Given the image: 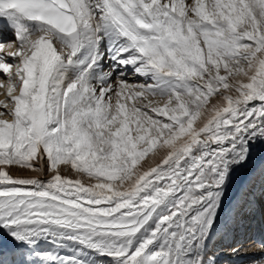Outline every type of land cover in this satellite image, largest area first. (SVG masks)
Returning <instances> with one entry per match:
<instances>
[{"label":"snow or ice","instance_id":"1","mask_svg":"<svg viewBox=\"0 0 264 264\" xmlns=\"http://www.w3.org/2000/svg\"><path fill=\"white\" fill-rule=\"evenodd\" d=\"M0 96V264L264 248L232 228L264 164L229 199L264 154V0H0Z\"/></svg>","mask_w":264,"mask_h":264},{"label":"bare ground","instance_id":"2","mask_svg":"<svg viewBox=\"0 0 264 264\" xmlns=\"http://www.w3.org/2000/svg\"><path fill=\"white\" fill-rule=\"evenodd\" d=\"M3 97L0 96V99ZM264 164V154L258 153L250 163L249 167L237 172L232 181V186L229 192V199L235 198L239 202H243V199L247 195V192L251 187L255 186L257 193H259L261 176H260V167ZM11 173L13 176H22V177H32L34 174L27 171H17L12 169ZM46 179V177H45ZM260 213V219H255L251 221L256 213ZM253 214L244 216L241 215V218L238 222L232 225L234 231H236L240 236H247L253 238L254 240L264 239V209L258 208ZM262 225V233L260 234L259 229ZM234 246L229 240H222L219 236L214 237L210 247L219 250L218 264H255L259 260L261 255H264V248L258 247L255 243H244L243 249L247 251H242L240 255H233L230 249ZM260 264H264V261H261Z\"/></svg>","mask_w":264,"mask_h":264},{"label":"rangeland","instance_id":"3","mask_svg":"<svg viewBox=\"0 0 264 264\" xmlns=\"http://www.w3.org/2000/svg\"><path fill=\"white\" fill-rule=\"evenodd\" d=\"M238 264H242V262H239Z\"/></svg>","mask_w":264,"mask_h":264}]
</instances>
